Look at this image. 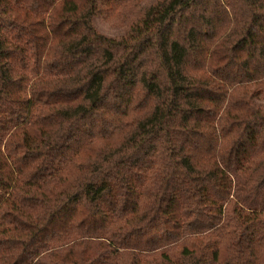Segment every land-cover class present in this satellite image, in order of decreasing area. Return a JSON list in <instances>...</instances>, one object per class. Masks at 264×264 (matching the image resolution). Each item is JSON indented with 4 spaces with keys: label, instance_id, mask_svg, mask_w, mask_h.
I'll return each mask as SVG.
<instances>
[{
    "label": "trees",
    "instance_id": "obj_1",
    "mask_svg": "<svg viewBox=\"0 0 264 264\" xmlns=\"http://www.w3.org/2000/svg\"><path fill=\"white\" fill-rule=\"evenodd\" d=\"M0 264H264V0H0Z\"/></svg>",
    "mask_w": 264,
    "mask_h": 264
},
{
    "label": "rangeland",
    "instance_id": "obj_2",
    "mask_svg": "<svg viewBox=\"0 0 264 264\" xmlns=\"http://www.w3.org/2000/svg\"><path fill=\"white\" fill-rule=\"evenodd\" d=\"M96 23L102 31L107 32L109 34L115 33L116 31H118L119 28L111 23H108L107 21H102L99 19L96 20Z\"/></svg>",
    "mask_w": 264,
    "mask_h": 264
}]
</instances>
